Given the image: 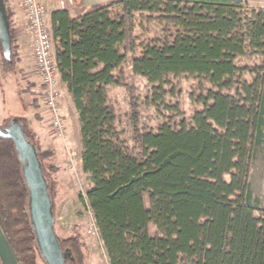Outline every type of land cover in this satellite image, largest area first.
I'll return each instance as SVG.
<instances>
[{
    "label": "trees",
    "instance_id": "1",
    "mask_svg": "<svg viewBox=\"0 0 264 264\" xmlns=\"http://www.w3.org/2000/svg\"><path fill=\"white\" fill-rule=\"evenodd\" d=\"M141 15L162 30L141 46L133 73L150 84L193 77L216 92L203 100L192 127L141 133L133 126L138 151L130 152L120 140L107 88L119 85L115 72L135 52ZM51 23L59 76L78 114L82 169L92 181L80 199L89 205L109 263L264 264V207L257 216L249 181L256 149L264 148V6L118 0L79 17L55 10ZM14 46L12 37L10 61L0 46L6 72L15 68ZM245 59L255 64H243ZM14 119L36 150L55 217L53 182L27 119L8 118L0 127L7 130ZM24 168L14 142L0 138V228L18 264H37L38 258L47 264ZM58 240L71 253L65 264H84L76 239Z\"/></svg>",
    "mask_w": 264,
    "mask_h": 264
},
{
    "label": "rangeland",
    "instance_id": "2",
    "mask_svg": "<svg viewBox=\"0 0 264 264\" xmlns=\"http://www.w3.org/2000/svg\"><path fill=\"white\" fill-rule=\"evenodd\" d=\"M46 1L48 15L58 9V0ZM20 2L21 0H5L6 7L15 3L19 6ZM74 3H77V0H74ZM13 7L11 6L10 9L12 16L15 12ZM7 13L9 14V11ZM148 18L147 15H141L136 19L135 52L130 54L122 67L115 72L119 85L107 88L108 106L115 114L120 140L130 152L138 151L132 139L133 126H136L141 133H157L163 126H169L173 130H178L182 125L192 127L193 116L204 109L203 100L210 92H216V89L206 81L193 77H169L163 84H150L145 78L133 73V60L140 54L141 46L159 36L162 30L158 23L149 22ZM22 21L24 20H20L21 25ZM15 46L14 70L9 72L4 70L0 55V123H4L8 118L24 117L38 138L43 163L53 182L56 235L62 240L76 239L80 247L78 250L84 257V264H110L89 205L87 202L82 203L80 199V197L86 198L92 188V181L82 169L79 120L72 101L62 89L63 85L57 86L56 90L60 94L58 112L63 119L64 129L63 131L56 129L53 125L52 112L46 105L49 93L38 75L36 64L34 69L33 66L26 69L21 67L18 64ZM53 48L55 53L54 40ZM243 64L252 66L255 64V59H245ZM60 90L63 93L62 113H60L62 97ZM211 103L208 101V104ZM249 181L256 200V215L261 216L264 207L262 146L256 149ZM149 233L155 241L158 233L152 222L149 224ZM72 250L74 254L77 253L75 248Z\"/></svg>",
    "mask_w": 264,
    "mask_h": 264
},
{
    "label": "water",
    "instance_id": "3",
    "mask_svg": "<svg viewBox=\"0 0 264 264\" xmlns=\"http://www.w3.org/2000/svg\"><path fill=\"white\" fill-rule=\"evenodd\" d=\"M0 46L3 58H12V35L5 0H0ZM0 138L14 142L24 164L25 178L30 190V212L36 232L38 247L47 264H65L71 258L68 250H62L55 232V217L52 213L47 183L36 150L23 134L18 119L7 130L0 127ZM0 259L2 264H18L14 252L0 228Z\"/></svg>",
    "mask_w": 264,
    "mask_h": 264
},
{
    "label": "built area",
    "instance_id": "4",
    "mask_svg": "<svg viewBox=\"0 0 264 264\" xmlns=\"http://www.w3.org/2000/svg\"><path fill=\"white\" fill-rule=\"evenodd\" d=\"M57 4V10H70L74 0H58ZM19 7L25 12L26 28L33 37L35 64L43 86L49 93L46 105L52 112L53 125L56 129L63 131V119L58 112L60 95L53 89L59 76V69L53 48L48 2L46 0H21Z\"/></svg>",
    "mask_w": 264,
    "mask_h": 264
},
{
    "label": "crops",
    "instance_id": "5",
    "mask_svg": "<svg viewBox=\"0 0 264 264\" xmlns=\"http://www.w3.org/2000/svg\"><path fill=\"white\" fill-rule=\"evenodd\" d=\"M114 1H118V0H77V3H74L73 7L67 11L70 13V15L72 17H79V16H82V15H85V14L91 12L96 7L104 6V5H107V4L114 2ZM241 1H245V2H248L250 4L257 5V6H264V0H241ZM7 6H8L7 11H9L8 15L11 18V35H12V37L16 43L15 50H16V55L18 58V64H20V66L24 67L25 69L29 66H33V69H34L35 68V61H34L35 59H34V54H33V37L27 31V28H26V25H27L26 15L22 11V9L18 5H16V3L14 5L8 4ZM11 6H14L13 10L15 12H14L13 16L10 14ZM18 9H20L21 11H19ZM51 14H52V12L49 14V16ZM50 18H51V16H50ZM21 19L24 20V21H22V25L20 24ZM30 62L32 64H30ZM61 84L63 85L62 89H64L65 92L67 93V95L69 96L66 85L62 83L60 76L57 77L56 83H55L53 89L57 92L56 88H57V86H59ZM61 93H62V91H61ZM61 95H62V97L60 100V111H61L60 113H62V109H63L62 108L63 93ZM69 99H70V101H72L70 96H69ZM72 105L74 107L73 101H72ZM74 109H75V107H74ZM75 112H76V110H75ZM76 117L78 120L77 112H76ZM79 132H80V127H79ZM37 264H44V262H43V260L38 258Z\"/></svg>",
    "mask_w": 264,
    "mask_h": 264
}]
</instances>
